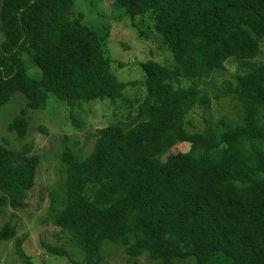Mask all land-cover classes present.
<instances>
[{"label":"trees","instance_id":"16d2710c","mask_svg":"<svg viewBox=\"0 0 264 264\" xmlns=\"http://www.w3.org/2000/svg\"><path fill=\"white\" fill-rule=\"evenodd\" d=\"M75 0H2L0 107L17 92L28 102L9 123L25 138L28 109L51 96L71 106L117 101L129 85L111 68L98 31L76 15ZM119 16H149L173 63H142L146 96L130 122L98 129L92 153L62 155L63 192L52 199V224L71 235L81 256L43 242L73 264H103L106 242L151 264H264V0H115ZM39 72L30 73V65ZM236 60L235 81L216 98L236 101L239 120L206 114L209 79ZM186 78L188 87L174 81ZM204 113L192 132L188 115ZM188 143L187 151H170ZM40 156L0 143V216L26 205ZM17 216L0 225V242L15 240L22 264H36L23 248Z\"/></svg>","mask_w":264,"mask_h":264},{"label":"rangeland","instance_id":"374dc122","mask_svg":"<svg viewBox=\"0 0 264 264\" xmlns=\"http://www.w3.org/2000/svg\"><path fill=\"white\" fill-rule=\"evenodd\" d=\"M115 0H75L76 15L83 14V22L96 29L100 34L106 55L111 60V68L123 82L137 81L129 85L122 98L113 102L108 99L71 106L51 96L44 108L28 109L29 130L25 138H19L9 130V123L26 106V96L17 91L11 100L0 107V143L7 148L20 150L24 144L32 147V154L40 156L35 185L28 190L26 205L10 207L0 216V225L6 223L11 213L18 226V235L26 236L23 248L31 255L36 264H73L68 258L49 252L44 243L67 248L75 260L81 259L71 235L61 227L52 224L49 208L52 199L63 192L62 155L69 146L82 157L89 156L95 146L98 129L114 122H130L137 114L139 104L146 96L145 72L142 63L153 59L171 65L173 55L160 41L149 16L131 18L119 16L114 10ZM2 0H0V8ZM4 34L0 24V42ZM30 65L28 56H25ZM253 62L264 64V56ZM236 60H229L225 68L209 79L203 91L211 99V109L206 116L216 122L222 117L239 120V107L231 97L217 99V88L229 80L235 81L238 73ZM39 70L30 65V73ZM176 87H188L191 82L186 78L174 81ZM189 131H202L205 128L204 113L201 108L188 115ZM188 143L175 146L170 153L187 151ZM103 264H151L147 255L131 258L121 245L106 242L103 248ZM0 264H22L15 251V240L0 242ZM182 264H190L184 262Z\"/></svg>","mask_w":264,"mask_h":264}]
</instances>
